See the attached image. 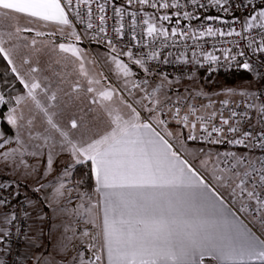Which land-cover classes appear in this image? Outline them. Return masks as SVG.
<instances>
[{
	"label": "snow or ice",
	"instance_id": "6c2138e0",
	"mask_svg": "<svg viewBox=\"0 0 264 264\" xmlns=\"http://www.w3.org/2000/svg\"><path fill=\"white\" fill-rule=\"evenodd\" d=\"M0 59V264H264V0H0Z\"/></svg>",
	"mask_w": 264,
	"mask_h": 264
},
{
	"label": "rangeland",
	"instance_id": "374dc122",
	"mask_svg": "<svg viewBox=\"0 0 264 264\" xmlns=\"http://www.w3.org/2000/svg\"><path fill=\"white\" fill-rule=\"evenodd\" d=\"M30 18H27V17H24L21 19L20 23L21 25L23 26L24 24H27L28 23V20ZM41 24H43L44 22H39ZM57 25H55L54 23H51V22H48L46 24V26L42 29L44 31H47V32H53V31H56L57 29ZM49 40L51 39L50 37L48 38ZM85 45H87V43L84 42ZM90 50L93 52V54H95L96 52H103L104 49L102 48H97L95 45H91L89 46ZM61 55H69L70 54H61ZM126 59V58H125ZM59 70V69H58ZM107 74V73H106ZM201 77H204L205 76V73H200ZM217 80H218V83L216 85H213V87H216V88H219L221 86H224V85H228V86H231V85H234V84H239L240 82L242 81H246V80H250L249 78H238L237 80H234L233 82H230V81H227L223 75H218L215 77ZM102 83H106V82H102ZM4 111H6V109H4ZM0 128H2L3 132L7 135H11L12 134V130L10 129V127L8 129H6L3 124H0ZM29 162H32V161H29ZM19 178L16 177V176H13L11 174H4V171H0V181H14V180H18ZM49 179H52L51 177H49ZM59 180H54L53 181V187H56L59 185ZM20 195L25 198L26 200L31 198V199H38V197L36 196L35 193L31 192L30 190H28L22 183L20 184ZM45 191H50L49 189H46ZM40 207H43V204L41 203L39 206H37L35 208V210L31 209L32 210V213H33V217H32V220H31V223L34 224V226H38L39 222L35 220V215H36V212L40 210ZM45 211L49 212V214H51L52 212V209L50 208H45L44 209Z\"/></svg>",
	"mask_w": 264,
	"mask_h": 264
},
{
	"label": "built area",
	"instance_id": "2783aa9c",
	"mask_svg": "<svg viewBox=\"0 0 264 264\" xmlns=\"http://www.w3.org/2000/svg\"><path fill=\"white\" fill-rule=\"evenodd\" d=\"M210 14H213L215 15L216 13L215 12H212ZM237 16H240V13L237 12L236 13ZM111 21H109V24L111 25ZM196 23V22H194ZM215 26V25H214ZM206 39V43L204 44V48L206 50H212V45L215 44L216 47H220L221 45H219L217 43V38H214V37H209V38H205ZM85 43H87V41H84ZM189 44H191V41L188 42ZM190 54V53H189ZM219 54V53H217ZM162 68H164V70H166L170 75H174L176 74L175 72V68L172 66V65H167V66H161ZM200 73H205L203 70L200 72ZM4 181H0V183H2ZM0 191H3V195L5 196H8L9 193L12 191V189H8V190H0ZM26 199L23 198L21 195H19L18 197H16L15 199L12 200L11 204L8 206V209H10L12 207V205L14 204L16 206L15 210L19 213L20 209L21 208H24L26 210H29L31 211V208H29V206L25 203ZM8 209H4V211H8ZM31 222V220L29 221ZM24 224V221L22 220L21 221V225L23 226ZM0 226H3L2 223H0ZM13 246L14 248H16V250L18 251L19 250V243L18 241H16L15 239H13ZM2 247V246H0Z\"/></svg>",
	"mask_w": 264,
	"mask_h": 264
},
{
	"label": "trees",
	"instance_id": "16d2710c",
	"mask_svg": "<svg viewBox=\"0 0 264 264\" xmlns=\"http://www.w3.org/2000/svg\"><path fill=\"white\" fill-rule=\"evenodd\" d=\"M220 75H223L224 78L227 81L233 82L234 80H237L238 78H249L251 79V77L246 73V72H236V71H224V72H220ZM5 75L10 76V73H6V69H5V62L0 59V79H2ZM3 126L8 129L9 126L7 124H3ZM89 166H90V162H89ZM86 168L84 167H80L78 169H73V172L76 174V176H84L85 172H86ZM85 179H87V188L88 190H93L94 188V178H91L90 173L88 174L87 177H85Z\"/></svg>",
	"mask_w": 264,
	"mask_h": 264
},
{
	"label": "crops",
	"instance_id": "0c3cea01",
	"mask_svg": "<svg viewBox=\"0 0 264 264\" xmlns=\"http://www.w3.org/2000/svg\"><path fill=\"white\" fill-rule=\"evenodd\" d=\"M101 215H102V213H101ZM254 264H255V262H254Z\"/></svg>",
	"mask_w": 264,
	"mask_h": 264
},
{
	"label": "flooded vegetation",
	"instance_id": "af4514ba",
	"mask_svg": "<svg viewBox=\"0 0 264 264\" xmlns=\"http://www.w3.org/2000/svg\"><path fill=\"white\" fill-rule=\"evenodd\" d=\"M32 211V210H31Z\"/></svg>",
	"mask_w": 264,
	"mask_h": 264
}]
</instances>
